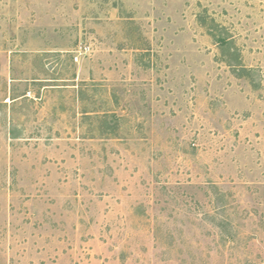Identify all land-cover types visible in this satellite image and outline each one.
<instances>
[{
    "label": "rangeland",
    "instance_id": "rangeland-1",
    "mask_svg": "<svg viewBox=\"0 0 264 264\" xmlns=\"http://www.w3.org/2000/svg\"><path fill=\"white\" fill-rule=\"evenodd\" d=\"M0 264H264V0H0Z\"/></svg>",
    "mask_w": 264,
    "mask_h": 264
},
{
    "label": "built area",
    "instance_id": "built-area-1",
    "mask_svg": "<svg viewBox=\"0 0 264 264\" xmlns=\"http://www.w3.org/2000/svg\"><path fill=\"white\" fill-rule=\"evenodd\" d=\"M82 50L85 53L87 51V48L84 47V48H82ZM80 54H82V52ZM74 61L77 62L78 61V57H74Z\"/></svg>",
    "mask_w": 264,
    "mask_h": 264
}]
</instances>
